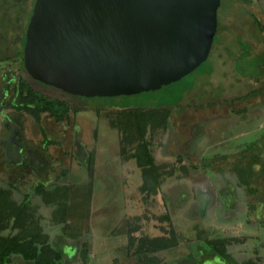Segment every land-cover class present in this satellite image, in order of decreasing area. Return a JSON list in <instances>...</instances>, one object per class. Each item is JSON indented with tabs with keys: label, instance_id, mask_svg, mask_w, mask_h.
<instances>
[{
	"label": "rangeland",
	"instance_id": "obj_1",
	"mask_svg": "<svg viewBox=\"0 0 264 264\" xmlns=\"http://www.w3.org/2000/svg\"><path fill=\"white\" fill-rule=\"evenodd\" d=\"M33 1L0 0V57H6L3 62L0 60V65L12 64L13 54L22 44ZM244 4L241 0H220L208 58L194 71L159 89L131 95L83 97L42 88L49 95L71 101L77 109L70 114L71 122H55L47 115L40 121L48 135L53 134L50 138H58L59 134L64 141L63 147L50 146V149L53 157L61 159L55 163L57 183L68 186L69 225L65 232L62 227L58 229V234L64 236L58 241L64 247L65 260L70 246L76 244L73 248L82 250L81 236L85 241L90 239L85 246L89 252L87 255L84 252L88 259L82 263L84 258L77 257L74 264H124L127 241L123 220L131 215H140L144 232L155 236L162 234L159 226L164 225L166 230L171 227L167 221L160 220V215L170 214L179 244L173 252L170 250L172 254H161L167 260L174 257L169 264L181 257L183 261L191 253L190 263L195 264L194 254L209 251L205 239L235 237L248 242L250 239L253 243L264 242V224L255 220V213L264 208V99L259 93L264 83V54L260 52L264 31L252 24L255 13ZM13 67L17 72V61ZM30 83L40 88L31 80ZM247 91L256 94L236 99L231 105L256 109L252 108L243 117L237 113L227 118L231 108L228 98ZM208 99L216 101L204 102ZM133 106H166L177 114L184 109L183 117L175 113L170 116L165 132L150 136L151 150L158 164H167L166 169L170 170L180 155L183 162L180 165L184 167L167 174L159 191L145 199L138 189L139 168L131 159L122 160L117 130L111 126L115 111ZM15 117L20 127L24 125L28 137H43L38 124L27 113L18 112ZM242 148H247L244 153L254 160L248 189H243L232 171L234 157L244 154L240 152ZM62 149L69 150L70 156L64 155ZM4 157L0 150V160ZM3 165L0 163V187L6 186ZM15 177L18 176L14 174L9 179ZM20 194L21 198V189ZM37 198L38 195H32L29 199L33 204ZM245 207L247 217L252 218L247 225L243 217ZM38 208L40 211L43 207L38 204ZM260 218H264L263 211ZM43 222L47 228V221ZM85 231L89 234L83 237ZM252 248L244 249L243 253L252 251L255 255L256 249Z\"/></svg>",
	"mask_w": 264,
	"mask_h": 264
},
{
	"label": "water",
	"instance_id": "obj_2",
	"mask_svg": "<svg viewBox=\"0 0 264 264\" xmlns=\"http://www.w3.org/2000/svg\"><path fill=\"white\" fill-rule=\"evenodd\" d=\"M219 5L220 0H34L23 67L32 79L83 97L156 90L206 59Z\"/></svg>",
	"mask_w": 264,
	"mask_h": 264
},
{
	"label": "trees",
	"instance_id": "obj_3",
	"mask_svg": "<svg viewBox=\"0 0 264 264\" xmlns=\"http://www.w3.org/2000/svg\"><path fill=\"white\" fill-rule=\"evenodd\" d=\"M31 11L32 9L30 10V13ZM251 20L252 24H255L260 31H264V26L259 19ZM23 42L24 38L20 48L14 52L12 58V63H14V61L18 62L16 75L11 77L12 84L14 83L12 94L13 101L6 103L3 107H11L18 112L27 113L30 117H32L39 125L44 139L48 141H45V145H48L52 141L48 138L45 128L41 126V117L43 115H47L53 118V121L55 122L62 120L71 122L70 114L74 113L77 109L72 107L71 101L65 100L61 97L49 95L42 88L49 87L68 95L72 94L66 93L49 85H45L32 79L27 74L23 67ZM212 44L206 59L211 52L213 46ZM5 58L6 57H3L2 59L0 57V60L3 62ZM203 62H201L200 65ZM213 69H211L212 72ZM30 80L39 84L40 88L35 84L33 85L30 83ZM250 93L251 92L249 91L242 95H234L232 93L234 96L228 98L230 101L229 103L234 102L236 99H246L247 97H251V95L256 94L255 91H253V94ZM209 101L211 104L216 100L208 99L204 102ZM252 108L256 109L255 106L249 108L243 106L239 109L234 108L232 113L246 114V112L252 110ZM189 109L192 110V108ZM182 111L177 114L175 110L173 111V108L166 106H133L115 111L116 115L111 122V126L115 127L117 130L119 154L122 160L131 159L139 168L140 184L138 189L142 193V197L144 199L149 198V196L154 195L159 191L161 183L167 174L175 173V171L183 169L184 167V164L180 165L182 160L180 155H178L175 160L176 163H173L170 170L166 169V167H168L167 164H158L152 153V142L150 140L151 135L166 131L168 125H170V116L173 113L181 116ZM91 160L92 159L89 160V169L91 166ZM250 160L252 162V156L250 157ZM251 162H247L246 165L238 162L232 167V171L236 175L237 181L240 179L239 184L244 186L243 189L246 188V184L243 182L241 172H243L246 166H249L248 164H251ZM63 173L65 172L63 171ZM16 187L18 189L14 188L13 185L10 184L0 187V264H63L64 247L62 248V243H60L58 239H62L64 236H62V234L59 235L58 231L54 234H50L48 232L47 228H45L46 222H43L47 221V218L44 220L42 213L43 210L41 211L40 208L39 211V208L37 207L38 205H35V203L32 204V201H30L29 196H31V193H24L23 196L18 199V197H16V193L20 189L18 186ZM67 188V185L54 183L49 188L40 184V188L37 187L36 189V194L40 196V207H53L52 213H49V221L51 218L50 222L52 224H62L61 227L64 232L66 231V227L69 225L67 224V217L69 215L67 211L69 208ZM46 216L48 215L46 214ZM160 216V220L167 221L168 225L171 227L166 230L164 225L159 226L162 234L155 236L147 235L146 232H144L140 221V215H131L124 218V236L127 241L124 246V258H126L125 264H165L163 258L161 257V253L175 249L179 242L177 234L172 228L170 214L164 213ZM235 241H237V238L235 237L205 239V242L208 247L211 248L212 252L219 258L221 257L225 260L230 258L227 246L231 242ZM81 246L82 250L79 251L80 258H84V260L82 259V263H87L88 258L84 257V252L87 251V255L89 251L85 247V242ZM194 255L196 256V254ZM191 256L192 253L189 254V257L183 261L188 260V262H190L189 259ZM115 262L117 263V260H115ZM178 262L180 263L177 264L182 263L181 260Z\"/></svg>",
	"mask_w": 264,
	"mask_h": 264
},
{
	"label": "crops",
	"instance_id": "obj_4",
	"mask_svg": "<svg viewBox=\"0 0 264 264\" xmlns=\"http://www.w3.org/2000/svg\"><path fill=\"white\" fill-rule=\"evenodd\" d=\"M237 1L240 2V0H237ZM241 1H242V3L244 2L245 3L244 5H247V7L249 9H250V7L253 8V11L255 13L254 14V18L255 19H259V20L264 19V0H244V1L241 0ZM261 23L264 26V20H261ZM262 40H263V43H262L260 52L262 54H264V38ZM263 81H264V79H263ZM261 87H263V89L261 90L260 94H261L262 98L264 99V83L261 85ZM235 95H237V93ZM232 103H229V104L231 105ZM242 107H243V105L239 106V107H236V109H239V108H242ZM233 109H234V107H232V105H231V108L229 110L230 114L226 115L227 118H230L233 115H235V114L232 113ZM247 113H248V111L246 112V114ZM242 117H243V114H242ZM15 125L17 126L16 128H15L14 124L12 125V127H14L13 128L14 130L9 128L10 130L6 129L4 131V127H2L3 129H2V131L0 133V150H2L3 154L5 155V157L0 160V163L2 165L4 164L3 166L6 167V168H4L5 169L4 170L5 171V173H4L5 175L2 174L4 177L6 176V180L4 179V183L6 184V186L9 185V184L13 185L14 188H17L16 186H18L19 189H21V192H23V194L24 193H31L30 194L31 196L32 195H37L36 194V189H37V187L40 188V184H43V185H45L46 187L49 188L54 183H57V180H58V178H57V175H58L57 168L58 167H57V164H55V163L56 162H60L61 159H59L60 157H58V159H56L55 157L52 156L50 146H55L56 148L57 147H61L64 144V141L61 138H59V136H61V135L57 134L58 138H50V136H53V134L49 133V135H48V133L46 132L48 138L51 139L52 142L49 143L48 145H45V143H44L45 139H44V136H43L42 133H41V135L43 136L42 138L33 137V136H29L28 137V135L25 134L26 132L24 130V125L23 124H21L22 130H21L20 125H17V124H15ZM260 125H261V123H260ZM38 129H39V132H40L39 125H38ZM10 131H13L16 134V136H19V138H20V140H18L19 146L18 145H16V146L14 145V147L10 149L11 153L13 154L12 156L17 161H15L13 157L9 156L8 152H6L5 149H4L5 147H3L2 140L3 139H7L9 137ZM31 137H32L33 140L30 139ZM11 145H12V143H11ZM246 149L247 148H243V150L240 149V152L244 153L246 151ZM238 150H236L235 152H239ZM61 152L65 153L64 155L70 156V151L67 150V149L66 150L62 149ZM29 154L34 159L38 160V164L39 165H36L35 163H30V162H29L30 165H26L25 163H23L24 161H19V160L22 159V157L24 159L26 157L28 158ZM10 162H13V164L10 165L9 164ZM238 162H240L243 165H246L247 162L249 163V162H251V160H250L249 157H247V154L244 153L241 156H239V158H235L234 157L233 166H235ZM181 163H183V162H181ZM253 163H254V160L252 159L251 164H248L249 166H246V168L243 170V172H241L243 182H244V184H246L245 185L246 188H248L247 183L249 184L251 182L250 175L252 174V172L250 173V168L252 167ZM7 165H9V166H7ZM33 166H35V167L32 168ZM87 168H88V170H90L91 166H90V169H89V165L87 166ZM8 169H10V174L7 175V172H9ZM17 170H20V171L18 172ZM24 173H28V175L30 177L29 176H25ZM14 174L17 175L18 177L9 179V177L13 176ZM247 175H249L248 179L246 178ZM239 180H238V182H239ZM62 184L65 185V183H62ZM249 190H250V185H249ZM250 192H251V190H250ZM16 194L18 195L17 196L18 199L22 195V194H20V190H18ZM31 196H29V198ZM68 200H69V197H68ZM36 203H35V205H38L40 203V196L39 195H38V198L36 199ZM261 206H263L262 203H261ZM44 208L47 209L48 207L43 206V208H41V211L43 210L42 213H43L44 219L47 218V223L49 225L47 227V230H48V232L50 234L51 233L54 234L55 232L58 231V229L62 226V224H58V225L52 224L50 222L51 218H50V221H49V217H50L49 213H52V211H53L52 208L53 207L48 208L47 211ZM260 210H261V212L262 211L264 212V208L263 207L260 208ZM261 212L258 209L257 213H255V214H257V218H255V220L258 221L259 223L264 224V218H260V213ZM46 214L48 216H46ZM243 217H245L244 220H245L246 225H247V221H248L249 224L252 222V218L247 217V208L246 207L243 210ZM246 227L247 226H244V229H246ZM85 233L86 234L83 237H86V235L89 234V233H87V231H85ZM94 233H96V232H94ZM248 240H249V242L247 241V239L237 240L235 242H231L227 246V251L230 253V258L227 259V260H225V259H223L221 257L219 258L216 254H214L212 252L211 248L208 247V245H207L209 251H204L203 253L202 252H198L199 255H196V256L194 255V257H196V260H194L193 262H195V264H245V263H248V264H250V263H253V264H264V250H263L264 246L262 247V243H264V242H262V243L261 242L260 243L255 242V243H253L250 239H248ZM89 241H90V239L85 241V238L82 239V237L80 236L81 245H83L84 242H85V245H86V244L89 243ZM69 242H70V240L68 241V243ZM68 243L66 245H68ZM68 246H70V245H68ZM76 246H77L76 244L73 245V247H76ZM250 246L253 247L252 249H256L255 255L253 254L252 251H249L248 252L249 254H244L243 253V251H245L244 249L249 248ZM73 247L70 246V250H68V252H65L66 260H65V257H64L63 264H74L76 262L75 259H77V257L80 259L78 248H73ZM258 248H260V249H258ZM171 251L173 252V250H171ZM169 252L170 251H165V252H163L161 254L162 255H166ZM172 252H170V254H172ZM161 257H164V256H161ZM188 257H189V254L187 255L186 258H188ZM173 258L174 257H172V259H170V257H169L168 260H167V258L165 257V259H163V261H164L165 264H169V263H171V260L173 261ZM181 259H182V257L181 258H177L174 264L180 263L178 261L181 260ZM127 262H129V261H127ZM181 262H182L181 264H192V263L188 262V260L181 261Z\"/></svg>",
	"mask_w": 264,
	"mask_h": 264
},
{
	"label": "flooded vegetation",
	"instance_id": "obj_5",
	"mask_svg": "<svg viewBox=\"0 0 264 264\" xmlns=\"http://www.w3.org/2000/svg\"><path fill=\"white\" fill-rule=\"evenodd\" d=\"M26 25L24 26V29H26ZM24 34L25 33L23 30L22 35H24ZM12 65H13V63L0 65V69L1 68L3 69V71L0 72V105L2 106V111L0 112V133L3 129L2 127H4V131L6 129L14 130L13 129L14 127H12V125L14 124L15 128L17 127L15 124L19 125L15 121L16 120L15 116H16V113H18V111H16L15 109H13L11 107H3L6 103L13 101L12 100L13 99L12 94H13V84L14 83L12 84L11 77H14L16 75V72L14 70V67L11 68ZM18 140H20L19 136H16V134L13 131H10L9 137L7 139L2 140L3 147L5 145V148H4L5 151L8 152L9 156H11V157H13L12 156L13 154L11 153L10 149L13 148L14 145L19 146ZM11 143H12V145H11ZM14 160L16 161L15 158H14ZM19 161H24L23 163H25L26 165H30V163H35L36 165H39L38 160L34 159L30 154H29L28 158L26 157L24 159L22 157V159ZM34 167L35 166H33L32 168H34Z\"/></svg>",
	"mask_w": 264,
	"mask_h": 264
}]
</instances>
